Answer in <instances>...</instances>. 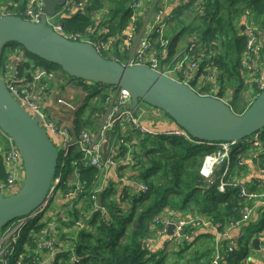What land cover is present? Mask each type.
<instances>
[{
  "label": "trees",
  "instance_id": "trees-1",
  "mask_svg": "<svg viewBox=\"0 0 264 264\" xmlns=\"http://www.w3.org/2000/svg\"><path fill=\"white\" fill-rule=\"evenodd\" d=\"M132 1L137 2L139 0H68L64 13L69 14L74 10L75 13L69 19H60L62 34L84 33L91 28L96 29V27L100 28L102 26L103 28H109L111 31V26L104 21L103 17H100L98 24H96L93 19V12H117L123 3L126 4L128 9L119 18V30L126 29L131 24L138 31L140 26L138 19H141V17L138 16L137 10H133L129 6ZM191 2L195 4V2L189 0L185 2L186 8H181L176 14L166 17L167 30L162 37L168 39V45L169 41L170 43L172 42L173 46L179 42L184 30H180L181 28L178 29V27L184 25V21L189 16H184L185 11H182L188 10ZM27 3L28 0H0V15L12 14L29 19L24 14ZM207 3L211 7L216 8L214 13L208 15L212 17L209 20L208 28L205 30L200 28V31H196L193 25L186 27L193 29L195 32L193 35H188L183 42H187V40L199 41L200 48L204 53V56L200 58V68L205 62L210 63L216 68L218 79L224 81L223 83L229 88L231 86L237 87L238 91L242 85L239 70L241 60L243 56L249 55L250 52L247 51L248 35L245 30L241 29V22L236 23V20L243 18V22L251 14L252 17H256L255 24L258 25V29L264 32V0H246L244 4H238V0H203L200 2V11L197 13L190 11L191 15L194 18L199 16L202 21L206 15ZM200 4L198 5L199 7ZM225 26L232 28L235 32V39L232 45H229L218 36V33ZM156 41L159 44L158 38H156ZM19 50L23 51V55L25 54L27 57L33 56L32 53L23 49L22 46ZM103 52L105 51L100 50V54L105 58L115 59L121 63L127 56L125 53L124 55L117 54L115 57H111ZM257 57L264 59V43L258 48ZM39 59L38 62L40 63H35V66L40 67L44 72V76L49 71L58 73L55 70H59L66 75L59 65ZM25 69H30L27 62L18 63L15 71L18 79L21 77L27 79L26 76L29 78L30 75L25 72ZM44 76L41 77V81L45 79ZM66 76L69 77L68 75ZM59 78L61 79L60 76ZM70 78L81 83L88 90L87 96L93 97L96 103L93 104L92 113L86 114V117L83 116L84 111H81L78 117H72L71 128L65 127L66 119L62 121L50 115L56 126L64 125L69 138L75 137L84 130L93 131L95 128L99 129L101 127L102 113L106 108L105 98L107 97L105 92L100 93V86L107 87V85L97 84V87L96 84L87 85L80 79ZM48 84L45 85L47 94L51 91ZM205 86L214 88L211 84ZM221 86L219 85V88L214 89L218 91V95L222 93ZM204 91L209 90L200 89L197 92L202 93ZM236 92L234 95H236ZM228 105L232 108L230 102H228ZM241 105L243 106L242 110L235 111L233 108L232 110L236 113H241L248 107V103H242ZM45 110L48 111L46 108ZM257 133H260L261 140L264 142V129H260ZM188 136L190 139L184 135L149 134L133 129L127 140L125 139L129 143L130 148L127 149L121 143L116 160L119 158L123 160L126 152H128V160L122 165L119 164L120 168L125 167L126 164L138 167L139 171H137L138 175L136 177H140L141 182L145 183L148 189L145 193H141L138 187L135 188V191L132 190L134 187H128V185L135 183V181L129 175L128 179L131 181L123 185L124 190L136 193L128 195L126 197L128 203L126 202L127 205H124L120 193L117 194L115 200L109 199L111 195H114L115 187L118 186L117 182H110L105 185V189L100 194V204L103 208H98L90 198L91 191L97 189L100 184V170L88 164L84 155L74 147H71L66 161L68 166L64 172L61 193L55 199L50 200L44 210L33 219L36 220L44 212H47L46 220L52 219L54 223V228L49 236L54 234L60 243H65L64 247H67L65 250L56 251L54 261L50 264H74L73 259L71 260L72 255L77 259V264H166L163 257L157 256L158 253L151 252L144 245V240L148 232L145 224L146 219H151L159 209L167 204L171 205L170 208L178 209L181 213H188L184 211L185 208L194 203L195 208H192V213L207 214L213 221L220 222L222 225L226 221L230 222L231 219H238L240 217L238 189L229 187L225 193H220L215 185L207 186L199 173V167L203 156L212 152L213 148L203 144L195 145L190 141L193 138L190 135ZM137 139H140L141 143L146 140L151 142V148L147 151L138 150L137 146L131 142ZM246 139H249V137ZM241 141L233 145V151H237ZM3 152L4 149H1L0 184L6 180L8 173ZM71 161L73 164H71ZM239 167L244 168V170L245 168L247 169V165ZM78 184L80 185L79 188H77ZM249 189L256 190V186ZM258 219L264 220V207ZM77 220H80L83 224L78 229L74 228V223ZM11 223L12 221L8 222L0 229L10 226ZM26 225L21 229V234L24 237ZM74 230L77 233H74ZM69 243L72 247H69ZM185 243H189V241ZM36 244L32 240L26 243L27 250L24 252L22 262L40 264V260L44 255L34 253ZM241 254L242 249L238 239V243L233 253L229 256L230 258L228 257L226 260V264H238ZM221 264H225V262L222 261Z\"/></svg>",
  "mask_w": 264,
  "mask_h": 264
},
{
  "label": "built area",
  "instance_id": "built-area-1",
  "mask_svg": "<svg viewBox=\"0 0 264 264\" xmlns=\"http://www.w3.org/2000/svg\"><path fill=\"white\" fill-rule=\"evenodd\" d=\"M166 1L167 0H160V4L158 3V1L154 2V4L157 5V8L156 10L151 12V22L148 26L145 27L144 33L140 36L141 40L139 41L138 48L133 49L131 53L133 56H131L127 61L123 62V64H144L154 70H158V67L160 66L163 74L172 77L168 74L169 69L162 67L154 56V42L156 41V39L153 38V35L156 32H162V30L166 27V17L171 16L166 12ZM185 1L187 2L189 0ZM67 3L68 0H66V4L60 11H56L54 17L63 13L65 7L67 6ZM42 6V0H28L24 14L28 16L29 19H24L32 22H39L40 17L43 14ZM129 6L133 10H137V8L141 7V4L140 1H132ZM52 18L53 17L47 18V24L51 26L55 31L62 34L63 30L61 24L54 22ZM249 25L250 26L247 27V29H244L246 31V34L248 35L247 51L250 52L249 55L246 54L250 59L247 63V66L250 67L251 62L253 61L252 63H254L255 67L258 68L257 60L259 59V56L257 57V54L258 48L262 46V43H264V32L258 29L257 24ZM62 35L73 40L88 41L99 52L103 47L102 42L92 39L90 30L84 33H75L73 35ZM186 52L187 55L182 58V60L178 63V66L180 69L185 66L187 68L188 76H184V78H172L189 85L196 92L197 90L188 83V78L189 76H191V73L194 72L193 70H200V72L208 73V80H211L210 82L212 84L218 81V76L215 70L216 68L210 63L205 62L200 68V58L204 56V53L201 50L200 46L192 42L187 45ZM27 58L28 57L25 54L23 55V51L18 50L16 53L10 52L8 55V82H6L5 80L4 81L11 95L30 114L31 117H37L39 126L42 127L48 134V136L56 142L57 147L63 148V152L61 154V157L60 155L58 156V165L55 174L50 182L48 192L41 206L35 209L32 213L19 217L16 221H13L10 226L0 229V264H8L9 258L14 251L15 244L18 242V240L24 237L21 234L22 227L25 226L30 220L34 219L41 211H43L50 200L55 199L61 193V184L63 183V178L65 175L63 173V168L69 157V150L71 147H74L76 150L81 152L88 164L97 167L100 170L101 178L105 175V172L109 167L115 169V167L119 166V162L121 161V158L116 160L115 153L117 152L118 154V148L121 143H126L125 138H121L120 145L115 148L114 144L111 142L110 135V131L120 120L129 122L132 129H137L142 133L176 134L184 135L186 138L190 139L187 133L180 127H177L174 130L165 129V131H159L153 127H146L144 125H141V120L139 118L145 117L146 113L145 108L140 107V104L142 102L139 103L136 111L130 109L129 107H126L131 102L130 94L127 90L118 86L106 87V120L103 122L97 133H93L89 130H84L75 137L69 138L67 137V132L64 125L61 124L59 126H56L55 123L51 120L48 111L45 110L43 102H39L32 97V93L34 91V82H38V79L44 76V72L40 69V67L35 66L34 69H25V72L29 73L30 75L29 78L25 75L27 79H25V77H21L19 79L17 78L15 73V71L17 70V65L20 62H27ZM262 61V68L256 69V71H258L259 77L254 81V93H252V100L264 89V59ZM38 73L42 74H40L39 76ZM33 77L34 79L31 80L30 78ZM26 81H29L30 83L32 82V84L29 85V90H20L19 86L23 85V82ZM84 82L89 85L93 84L89 81ZM243 82L244 80H242V83ZM215 91L216 90H213L212 92L204 91L202 93L200 92L199 94L216 95L221 100L228 103V99L226 97L224 99L222 97V93L221 95H218ZM247 95H249L248 92H246V96ZM139 108H141V113L140 115H137V110ZM152 111L155 116H157V118L162 117L164 114V112L160 109L154 108L152 109ZM164 122H167L166 119ZM106 131L109 132L110 141L107 145L108 154L105 160H103V144L106 140ZM0 134L5 141V147L3 148V158L8 168L6 180L2 184H0V189L1 191L2 189H5L9 194H11L15 192L22 184L23 166L20 155L12 139L2 130H0ZM250 136H248L249 139H247L245 143H248L250 145L248 151L251 152V155L247 158H244L241 155H237L235 164L239 167L245 166L248 162H251L252 170L255 176L257 175L256 179L260 182H263L264 180L262 179L261 174L264 172V170L261 168L258 162L259 151L255 150V148L258 146L264 148V142L260 138V133L256 132ZM190 141L196 144H203L207 147L213 148L212 152H209L203 156L201 165L199 167V173L207 183V186L211 184L215 185L220 193H225L229 187H235L238 189V199H240V217L236 220L231 219L230 222L226 221L222 225L220 222H215L211 218H201L196 216L184 217L175 214L170 216H159L152 221V224H160V231L162 230V232L166 235V230L172 223L174 225L173 232L171 235L167 236L166 239L169 243L175 244L185 243L189 241L190 233L188 229H211L214 232L215 243H226L224 257H222V255L220 254H217L219 250V246L217 245L216 257L212 262L213 264H219V262H221L223 259H228L238 243V241L236 242V240L231 236L230 230L235 227L241 230L245 226V223L250 219L254 208L257 205H261V208L264 207V186H258L256 190H250L249 187L241 183L236 176H233L231 174L230 165L232 164L233 159V145L237 143L236 141H201L198 139H191ZM128 155L129 153L126 152L125 160L128 159ZM255 161L257 162V164L255 163ZM112 175L114 179L118 181L120 185L119 187L122 188L120 191L122 203L124 205H127L128 202L126 197L128 195L136 193L124 190L123 185L128 181L129 176L125 173H117L116 170L113 171ZM136 183L141 193H145L147 191L148 186L145 183ZM79 187L80 185L78 184L77 188ZM104 189V182H100L98 188L91 191L90 194L91 200H93L94 204H96L98 208H103L100 204V200L98 199V194H101L102 190ZM68 193L70 194V192ZM82 225V222L80 220H77L74 223V228L78 229L82 227ZM64 244L65 243H60L59 239H57L53 234L47 237L42 246V249L44 253H49L50 251V253H52L53 251L67 249V247H64ZM24 249L27 250L26 243H24ZM75 261H77V259H75ZM262 264H264V260L262 261Z\"/></svg>",
  "mask_w": 264,
  "mask_h": 264
},
{
  "label": "water",
  "instance_id": "water-1",
  "mask_svg": "<svg viewBox=\"0 0 264 264\" xmlns=\"http://www.w3.org/2000/svg\"><path fill=\"white\" fill-rule=\"evenodd\" d=\"M42 1L43 14L39 22L12 14L0 16V130L12 139L23 166L21 186L8 195L0 189V228L41 206L59 156L55 141L39 126L37 117H31L11 95L1 75L2 49L12 42L40 59L59 65L69 78L127 90L131 102L126 107L136 111L140 102L156 107L193 139L238 142L264 129V89L243 112L236 113L218 96L200 95L187 84L163 74L160 66L154 70L144 64H123L105 58L88 41L63 36L47 24V18L54 17L57 8L65 5L66 0ZM105 139L103 160L108 154V131ZM247 226L240 231L243 232ZM173 228L171 223L166 236L172 234ZM242 232L239 242L243 264H249L251 247L262 251L260 242L264 239V231L259 227L245 239Z\"/></svg>",
  "mask_w": 264,
  "mask_h": 264
},
{
  "label": "rangeland",
  "instance_id": "rangeland-1",
  "mask_svg": "<svg viewBox=\"0 0 264 264\" xmlns=\"http://www.w3.org/2000/svg\"><path fill=\"white\" fill-rule=\"evenodd\" d=\"M245 1L246 0H238V4H244ZM60 7H63V5ZM127 9L128 8H127L126 4L123 3L117 12L110 11V12H107L104 14L103 19L105 22L110 24V26H111L110 29H111V31H113V33L118 28L119 18L125 13V11ZM193 10H195L194 12L197 13L198 8L193 9ZM184 11L185 10H183L182 12H184ZM215 11H216V8L211 7L207 3L206 4V11H205L206 15L203 17V20L201 21V26H200V18H199V16L198 17L196 16V22H193V23L191 21H188V18H187L186 22H185V27H190L191 24H194L193 27H194V30H196V31H200V28L201 29H207L209 26V20L212 18L208 15H210L211 13H214ZM184 14L190 15L193 19V15H191V12L189 10H187ZM146 16H147V10L142 15H140L141 19L140 18L138 19L139 24H140L138 31H136L134 29L135 34H131L132 35L131 37L130 36L125 37L126 40H129L131 38L130 46L131 45L133 46L136 44L134 49L138 48L139 41L141 40L140 36L145 31L144 23L147 22ZM151 17L152 16H149L148 19H150ZM255 22H256V17L255 16L252 17V15L250 14L249 16H247L245 18L244 23L241 22V25H244V29H247V27L250 26L249 24H255ZM180 28H181L180 30H184V25L180 26ZM166 30H167V27H165L161 33L164 35ZM194 30L193 31L191 29L184 30V32L182 33V35L179 39V42L176 44L180 45L183 42V40L186 37H188V35H193ZM218 34H219L218 35L219 38L223 39L226 43H228L229 45L233 44L234 39H235V32L233 31L232 28L225 26L224 29ZM158 39L164 47L167 46L168 39H165L163 37H159ZM101 41H102L103 45L108 47V49L105 50V52H103L107 56H109L110 53H113L114 55H117V53L120 55H123V50L121 48V47H123V45H122L123 40H121V38H118L116 41L115 40L111 41L109 39V37L108 38L105 37V40H101ZM110 43L111 44L114 43V45L118 44L119 47L113 46ZM20 48H21V45L16 44V43H11V44H7L2 49L1 75L6 82H8V76H9L8 55H9L10 51L13 53H16ZM127 49H128V52L132 51V49L130 50V48H127ZM108 50H110V53L108 52ZM154 56L158 60L159 64H163V66H165V62H163L162 54L160 51L157 54L154 53ZM161 59H162V61H161ZM249 60L250 59L247 55L243 56V58L241 60V65H240L239 70L241 73V78H242V80H244V82L242 83V85L238 91H237V87L231 86L230 88L229 87L226 88L225 83H223L222 81L217 82V84L214 88H211L210 86L209 87L205 86L204 81L208 80V77H209V74L205 73V72L199 73L200 74L198 77L199 80L195 78V75L193 74V72L191 73V76H189V77H190V80H192V82H194L195 89L197 91H200V89H205V90H209L210 92H212L215 88L219 87L218 85H222L221 86L222 87L221 90H222V94H223L222 97L224 99H225V97L228 99V102H230L232 108L235 111L242 110L243 106L241 104L242 103H248V105H249L250 104L249 101L252 100V93H254V91H253L254 81L257 80L259 77L258 71H256V69H258V68L261 69L262 68L261 66H263L262 65L263 61H262L261 57L257 60L258 68L255 67L254 63H252L253 61L251 62L250 67H248L247 63L249 62ZM35 63H40V62H38V57H36L35 55L28 56L27 64L30 66V69H33V67H35ZM55 71H58V73L54 72V71L46 72L45 76H44L45 77L44 80L41 81V77H40L38 79V82H34V84H33L34 91L32 93V97L35 100H37L39 102H43L44 99H46L48 96L50 97L51 93H54L56 95L55 99H59L60 93L65 94L66 97H68L69 95H74V96L78 97L80 95L82 96L83 94H87L88 90L85 89L81 83L74 81V79H70L69 77L64 75L59 70H55ZM40 74H42V73H40ZM40 74L38 73L39 76H40ZM180 75L181 76H188L187 68L185 66L180 69ZM59 76L61 77V79L59 78ZM30 79L33 80L34 77L30 78ZM194 80H196V82ZM208 81H211V80H208ZM47 83H49L48 86H49V89L51 90V91H49L48 94L46 93V90H45L46 89L45 85ZM30 84H32V82L31 83L29 81L23 82V85H20L19 89L28 91ZM87 85H89V84H87ZM60 87H62V88H60ZM97 87H98V85H97ZM52 88L55 90L54 92H53ZM100 88H101L100 93H104L106 91V86H100ZM235 92H236V95H234ZM246 92H248L249 95L246 96ZM232 95H233V97H232ZM96 97H97V95H96ZM79 98L82 99V97H79ZM74 100L75 101L72 103L73 111H72V109H70V106H68L67 109H65L64 111L63 110L62 111L48 110V113L52 117H55V119H60L62 121H63V119H66L65 127L71 128L73 118L78 117L81 111H84L83 116H85L86 114L88 115V114L92 113L91 110H92L93 104L96 103L93 97H91V96L89 97L87 95L84 96V99L82 102L80 101V99L77 100V98H75ZM105 102H106V98H105ZM140 107L145 108V110H146L145 118L143 117V120H142V117L139 118L141 120L140 121L141 125H144V126L149 125L151 127H156V125H159L160 123L163 125L165 123L164 122L165 119L169 123H170V121L172 122V119L169 118L165 114H163L162 117L157 118V116H155V114L152 111V109H154L156 107L150 106L144 102H142L140 104ZM141 108H139L137 110V115H140ZM156 109H158V108H156ZM106 110H107V108H105V111L102 113V124L106 120ZM59 113H61V114H59ZM94 116H96V114H94ZM144 119H147L146 122L144 121ZM96 123H97V121H96ZM123 129H126V131H124ZM98 130H99L98 128H95V130H93L92 132L97 133ZM132 130L133 129H132L129 122H126L123 120H120L119 122H117V124L114 126V128L110 131L111 142L114 144V147L117 148L120 145V139L121 138H125L127 140V137L132 132ZM260 138H261V136H260ZM246 140H242L240 142V146L237 148V151L233 152L232 164L230 165L231 174L233 176L240 175L241 178L245 176L246 170H244V168H242V167H238L235 164V160H236L237 155H241L244 158H247L251 155V152L248 151V148L250 147V145L248 143H245ZM133 143L137 147H139L140 149H143L144 151L149 150L152 146L151 142H149L147 140L143 143L139 142L138 140H133ZM193 144L200 145V144H196L194 142H193ZM255 150L259 151L258 162H259L261 168L264 170V148H262L261 146H258L255 148ZM62 152H63V148L58 147V153H59L60 157H61ZM115 155L117 156V152L115 153ZM67 164H68V162L65 163V166L63 168V173L65 172L66 167L68 166ZM71 164H73L72 161H71ZM69 177H68V179H69ZM108 189H109V187H108ZM2 192H4V195L9 194L5 189H2ZM109 199L115 200L116 196L111 195L109 197ZM192 208H195L194 203L190 204L189 207L185 208L184 211L188 212V215H182V216L192 217L191 215L194 214L196 217H198L197 213L191 212ZM46 215H47V212H44L36 220L32 219L26 225V227L24 229L25 237L18 240V242L15 244L14 251L9 258L8 264H27L25 262H22V260H23V255L25 252L24 243H28L29 240H32L34 243H37L36 244L37 246L34 249L35 254L41 255L44 253L42 246H43L44 242L46 241L47 237L49 236V234L51 233L52 229L54 228V223H53L52 219L46 220ZM18 218L14 219L13 221H16ZM146 221H147V219H146ZM14 224H16V223H14ZM259 227L264 228V220L263 219H257L254 223L248 224V226L242 232L243 239H245L250 234L251 231L257 230V229H259ZM74 231H75L74 233H77L76 230H74ZM147 231L148 232L146 233V238H145L146 242H148V238L153 236L152 231H149V230H147ZM188 231L190 233L191 229H188ZM165 243H168V242H165ZM176 257H177L176 255H172V256L168 257V259H170L169 263L172 260H174ZM166 263H167V261H166Z\"/></svg>",
  "mask_w": 264,
  "mask_h": 264
},
{
  "label": "crops",
  "instance_id": "crops-1",
  "mask_svg": "<svg viewBox=\"0 0 264 264\" xmlns=\"http://www.w3.org/2000/svg\"><path fill=\"white\" fill-rule=\"evenodd\" d=\"M139 1L141 4V7L137 8L138 16L142 15L147 10V16H146L147 22L144 23V28H145L151 22V18H150V20L148 19V17L151 16V12L156 10L155 6H157V5L154 4V2L158 1L159 4L161 2H160V0H139ZM192 1L195 2V4L191 2V5H189L188 10L189 11H195L193 9H196V7H197V8H199V10L197 12H199L201 9L200 2L203 0H192ZM185 2H186L185 0H167L166 1V12H167V14L173 15V14H176V12H178L179 10H181V8H183V9L186 8ZM199 4H200V7L198 6ZM61 9H62V7H58L57 11H60ZM186 11H187V9L185 10V12ZM73 13H75V10L71 11L69 14L61 13L60 15L53 17L52 20L54 22L60 24L61 18L69 19L70 17H72ZM105 13H106L105 11L103 13H101L100 11L99 12H96V11L93 12V15H94L93 19L96 21V24H98L100 17H104ZM184 16H186V15L184 14ZM242 19L243 18L237 19L236 20L237 22L236 21L235 22L240 23V22H242ZM188 21H191L192 23L196 22V18L193 17V19H192V17L189 15ZM185 22L186 21H184V30L190 29V28L185 27ZM200 22H201V19H200ZM243 22H245V19ZM108 25H110V24L108 23ZM192 25H194V24H191V26ZM179 28H180V26L178 27V29ZM119 29L120 28L118 27L113 33V31H110L109 28H107V27L103 28V26H102L100 28L96 27V29L91 28L90 32H91L92 39L100 41V42H102L101 40H105V37L106 38L109 37V39L111 41H114V40L116 41L118 38H121V40H123V42H122L123 47H121L123 50V55L125 53L127 54L126 58L124 60H122L123 62H125L131 56H133L131 53H132V51L136 45L135 44L133 46L132 45L130 46L131 38L129 40L125 39L126 36L131 37L132 36L131 34H135L134 33V25L130 24L126 29H122V30H119ZM191 30H193V29H191ZM203 30H205V29H203ZM162 36H163L162 33L156 32L153 35V38L156 39V38H159ZM190 38H191V36H190ZM192 42H194L196 45L200 46V42L194 41V40H187V42H182L180 45L175 43L176 44L175 46H173L172 42L170 43V41H169V45L167 44V46H165V47L160 43V41H159V44H157V41L154 42V50H155L154 53L157 54V53H159V50H160V52L162 54L163 62H165V66H163V64H161V66L169 69L168 74L171 75L172 77L184 78V76L180 75V68L178 66V63L182 60L183 57H185V55H187V52H186L187 45L192 43ZM102 45H103V43H102ZM111 45L119 47L118 44L114 45V43H112ZM127 48H130V50L132 49V51L128 52ZM107 49H108V47L103 45L101 51H105ZM108 52L110 53V50H108ZM110 56L115 57L116 55H114L113 53H110ZM193 71H194L193 74L195 75V78L198 79V77L200 75L199 74L200 70H193ZM216 73H217V70H216ZM194 81L196 82V80H194ZM219 81H221V80L218 79V81H216V82H219ZM204 82H205V84L208 83L207 85L211 84L212 87L216 86V82H214L213 84L208 80H206ZM222 82H224V81H222ZM188 83L193 88H195L194 82H192V80H190V77L188 78ZM60 88H62V87H60ZM226 88H228V87L226 86ZM52 90H53V92L55 91L53 88H52ZM215 92L218 93L217 90ZM59 95H60L59 99H55L56 95L54 93H51L50 97L48 96L46 99H44L43 104L47 110H54V111H57V110L62 111L63 110L64 111L65 109H67L68 106H70V109H72V111H73L72 103L75 101L74 99L75 98H77V100L80 99V101L82 102L84 99V96L87 94H83L82 96L80 95L78 97H76L74 95H69L68 97H66V95L63 93H60ZM79 97H82V99ZM59 114H61V113H59ZM142 120H143V117H142ZM146 120L147 119H144L145 122H146ZM153 128H155L156 130H163V129L170 130L173 128L175 129L177 127L173 124V122L170 121V123L165 122L163 125L160 123L159 125H156V127H153ZM123 130L126 131V129H123ZM137 140L139 142L141 141L140 139H137ZM131 142L133 144V140ZM124 145L127 147V149L130 148L129 143L126 142ZM4 147H5V141L0 134V150L3 149ZM137 149L139 150L140 148L137 147ZM128 157H129V155H128ZM127 160H125V156H124L123 160L121 159L119 164L122 165ZM255 163L257 164L256 161H255ZM114 170H116L117 173H125L128 176L129 175L132 176L135 183L129 184L128 187L133 186L134 188H132V190L135 191V188H137L136 182H139V183L141 182L140 177H138V176L136 177V175H138L137 171H139L138 167H135L132 165H127V164L123 168H120V166L115 167V169L112 167H109L105 172L106 177L104 175L100 178V182L101 183L104 182V185H106V184L108 185L110 182H117L118 186H116L114 189V195L117 196V194L120 193L122 188L119 187L120 185H119L118 181H116L112 175ZM245 170H246V173H245L244 177L241 178L240 175L237 176L238 180L241 183L245 184L249 188H253V186L254 187L256 186V189L258 186H262V187L264 186V181L260 182L256 179L257 175L255 176V174L252 170L251 162L247 163V169L245 168ZM261 176H262V179L264 180V172L261 174ZM247 181H249V182H247ZM170 207H171V205H169V204L165 205L164 207L159 209V211L156 212V214L151 219L148 218L147 221L145 222L147 230L153 232V236L148 238V242H146L144 240L145 241L144 245L148 249H150L151 252L156 253V254L158 253L157 256L163 257L165 259V263L167 261L166 264H213L212 261L216 257V248L218 245L219 246L218 252L221 253L222 257H224L226 243H219V244L215 243L214 242V232L211 229L193 228V229H191V232H190L189 243H178V244L169 243L166 239L167 236L162 232V230L160 231V224L154 225V224H152V221L159 216H163L164 213L167 216L175 215V214H177L179 216L188 215V213H181L180 211H178V209L176 210V209H172ZM261 212H262L261 205H257L254 208L250 219L245 223V225L254 223L261 216ZM197 214H198V217H201V218H210V217H208L209 215H207V214H204V215H202V214L199 215V213H197ZM191 216H195V215L192 214ZM230 231H231V236L237 242L242 231H240L239 228H237V227L232 228V230H230ZM165 242H168V243H165ZM68 245H69V247H72V245L70 243ZM260 248L262 249V251L255 250L252 247L248 251V255L251 254L250 257H252L251 258L252 260L249 262V264H262V261L264 260V239L260 242ZM68 249H71V248H68ZM50 252L42 254L44 256L41 258L40 264H50L54 261V258L56 256L57 252L56 251H53L52 253H50ZM172 255H176L177 257L169 263L170 259H168V257H170ZM72 259H73V262H75L74 255L71 256V260ZM222 261L224 262L225 259ZM222 261H221V263H222ZM243 262H244V260L242 259V254H241L238 264H243ZM225 264H226V262H225Z\"/></svg>",
  "mask_w": 264,
  "mask_h": 264
},
{
  "label": "bare ground",
  "instance_id": "bare-ground-1",
  "mask_svg": "<svg viewBox=\"0 0 264 264\" xmlns=\"http://www.w3.org/2000/svg\"><path fill=\"white\" fill-rule=\"evenodd\" d=\"M63 6H64V5H63ZM50 27H51V26H50ZM188 86H189V85H188ZM189 87H190V86H189ZM246 138H247V137H245V138H243V139H246ZM243 139H241V140H243ZM241 140H240V141H241ZM57 149H58V148H57ZM129 181H130V180L128 179V181L125 183V185L128 184ZM163 215H164V216H167V215H165V213H164ZM231 230H232V229H231ZM217 254H220V255H221V253H219V252H218ZM214 259H215V258H214ZM223 260H224V259H223ZM213 261H214V260H213ZM224 262H226V260H225ZM219 264H221V263L219 262Z\"/></svg>",
  "mask_w": 264,
  "mask_h": 264
},
{
  "label": "flooded vegetation",
  "instance_id": "flooded-vegetation-1",
  "mask_svg": "<svg viewBox=\"0 0 264 264\" xmlns=\"http://www.w3.org/2000/svg\"><path fill=\"white\" fill-rule=\"evenodd\" d=\"M66 8V7H65ZM65 10V9H64ZM57 11V10H56ZM63 13H64V11H63ZM232 97H233V95H232ZM146 127H151V126H149V125H146ZM55 144H56V142H55ZM57 146V145H56ZM58 148V147H57ZM58 162V161H57ZM40 207V206H39ZM38 207V208H39ZM37 209V208H36ZM32 213V212H31ZM77 262V261H76ZM75 264H77V263H75Z\"/></svg>",
  "mask_w": 264,
  "mask_h": 264
}]
</instances>
